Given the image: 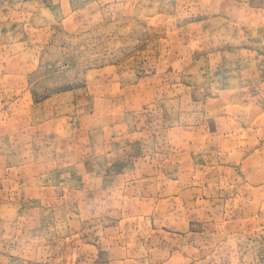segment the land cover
<instances>
[{
    "label": "rangeland",
    "instance_id": "rangeland-1",
    "mask_svg": "<svg viewBox=\"0 0 264 264\" xmlns=\"http://www.w3.org/2000/svg\"><path fill=\"white\" fill-rule=\"evenodd\" d=\"M0 264H264V0H0Z\"/></svg>",
    "mask_w": 264,
    "mask_h": 264
}]
</instances>
